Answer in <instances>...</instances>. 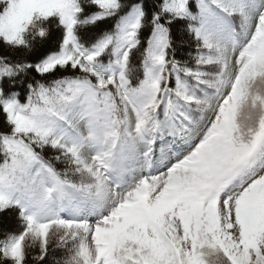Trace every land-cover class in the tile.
<instances>
[{
	"label": "snow or ice",
	"instance_id": "6c2138e0",
	"mask_svg": "<svg viewBox=\"0 0 264 264\" xmlns=\"http://www.w3.org/2000/svg\"><path fill=\"white\" fill-rule=\"evenodd\" d=\"M249 2L220 95L205 52ZM0 42L23 54L0 57V213L20 226L0 264H26L27 240L35 264H264V96L254 123L237 116L264 78V0H0Z\"/></svg>",
	"mask_w": 264,
	"mask_h": 264
},
{
	"label": "trees",
	"instance_id": "16d2710c",
	"mask_svg": "<svg viewBox=\"0 0 264 264\" xmlns=\"http://www.w3.org/2000/svg\"><path fill=\"white\" fill-rule=\"evenodd\" d=\"M148 4H151L152 0H146ZM223 15V14H221ZM223 19H227L230 23L235 25L236 30L239 32L240 36L243 37L244 32H248L252 30L254 26L256 13L254 10V6L249 2L248 7L244 10V16H234V17H223ZM111 23V22H109ZM241 24H243V29H241ZM174 38H175V56L176 59L181 61V63L189 62L192 56L196 55V51L194 48L188 46L187 44H181L180 40L185 39L187 37H182L175 33L174 31ZM220 38L222 42L226 45L223 53H218L216 49L212 51L205 52L206 56H211L213 58V63L207 67L202 66L203 71H207L209 76L205 79L213 82L219 89L220 95H227L231 91V86L233 83L236 82L235 78V70L236 65L234 63V56L231 52V38L230 33L227 30V25L223 21L222 30L220 33ZM142 42L145 39L142 35L141 37ZM23 54L18 51H13L8 49L4 46L2 42H0V57H8L9 59H18ZM171 57V51H170ZM194 66V64H193ZM130 67L133 79H137L142 77V67H141V59L139 52L133 50V54L130 57ZM175 81L174 78L170 81L169 86L174 87ZM248 89L249 95L248 97L242 102V106L237 113L239 122L241 124H251L254 123L258 117L261 115V108L258 103L254 102V98L259 96H264V78L255 77L251 78L248 81ZM18 91L20 92L21 101H24L25 98V91L22 86L18 87ZM6 126L4 123V116L0 113V132L6 131ZM52 152H49L51 155ZM58 169H63L64 165L61 163H57ZM73 179H77L73 177ZM8 231L11 233H17L20 231V226L18 221L16 220L15 213L12 211L0 213V239H3L4 232ZM58 236L53 235L51 237V242L55 243ZM26 244V251L28 253V260L26 264H35V262L31 259V256L38 252V243L33 242L32 240L25 241ZM66 253L63 250L57 251L58 257H63Z\"/></svg>",
	"mask_w": 264,
	"mask_h": 264
},
{
	"label": "rangeland",
	"instance_id": "374dc122",
	"mask_svg": "<svg viewBox=\"0 0 264 264\" xmlns=\"http://www.w3.org/2000/svg\"><path fill=\"white\" fill-rule=\"evenodd\" d=\"M233 51H234V50H233ZM233 51H232V52H233ZM240 51H241V47L238 48L237 51H236V54H235V59H236V60H239V53H240ZM233 53H234V52H233ZM89 243H91V240H89Z\"/></svg>",
	"mask_w": 264,
	"mask_h": 264
}]
</instances>
